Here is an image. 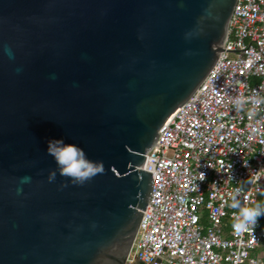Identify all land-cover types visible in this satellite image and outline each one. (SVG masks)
<instances>
[{
	"label": "water",
	"instance_id": "obj_1",
	"mask_svg": "<svg viewBox=\"0 0 264 264\" xmlns=\"http://www.w3.org/2000/svg\"><path fill=\"white\" fill-rule=\"evenodd\" d=\"M236 2L0 0V264H132L146 154L222 55ZM60 137L104 170L65 175Z\"/></svg>",
	"mask_w": 264,
	"mask_h": 264
},
{
	"label": "built area",
	"instance_id": "obj_2",
	"mask_svg": "<svg viewBox=\"0 0 264 264\" xmlns=\"http://www.w3.org/2000/svg\"><path fill=\"white\" fill-rule=\"evenodd\" d=\"M141 168L153 189L130 263L264 264V215L237 227L230 195L264 193V0H237L222 55Z\"/></svg>",
	"mask_w": 264,
	"mask_h": 264
},
{
	"label": "clouds",
	"instance_id": "obj_3",
	"mask_svg": "<svg viewBox=\"0 0 264 264\" xmlns=\"http://www.w3.org/2000/svg\"><path fill=\"white\" fill-rule=\"evenodd\" d=\"M48 150L63 166L62 172L72 176L75 181L83 182L104 170L102 163H96L86 158L85 150L81 145L65 142L63 137L49 139ZM244 164L247 165L248 163ZM201 175L205 176V173L201 172ZM240 191L241 188L237 187L235 192L230 193L232 207L238 209V212L235 213V224L237 227L255 225L258 222V217L264 215V203L257 202L254 206L246 205L237 198V193Z\"/></svg>",
	"mask_w": 264,
	"mask_h": 264
},
{
	"label": "trees",
	"instance_id": "obj_4",
	"mask_svg": "<svg viewBox=\"0 0 264 264\" xmlns=\"http://www.w3.org/2000/svg\"><path fill=\"white\" fill-rule=\"evenodd\" d=\"M260 202L264 203V193H262L261 196H260Z\"/></svg>",
	"mask_w": 264,
	"mask_h": 264
}]
</instances>
